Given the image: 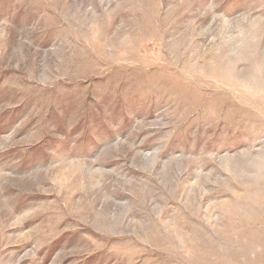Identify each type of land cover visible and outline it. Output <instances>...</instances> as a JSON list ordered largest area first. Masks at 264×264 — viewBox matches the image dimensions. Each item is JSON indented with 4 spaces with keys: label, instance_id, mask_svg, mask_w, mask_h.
Returning a JSON list of instances; mask_svg holds the SVG:
<instances>
[{
    "label": "rangeland",
    "instance_id": "1",
    "mask_svg": "<svg viewBox=\"0 0 264 264\" xmlns=\"http://www.w3.org/2000/svg\"><path fill=\"white\" fill-rule=\"evenodd\" d=\"M0 264H264V0H0Z\"/></svg>",
    "mask_w": 264,
    "mask_h": 264
}]
</instances>
